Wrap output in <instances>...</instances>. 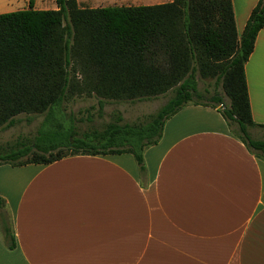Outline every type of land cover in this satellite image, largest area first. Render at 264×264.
I'll list each match as a JSON object with an SVG mask.
<instances>
[{
    "label": "crops",
    "instance_id": "crops-1",
    "mask_svg": "<svg viewBox=\"0 0 264 264\" xmlns=\"http://www.w3.org/2000/svg\"><path fill=\"white\" fill-rule=\"evenodd\" d=\"M257 1L231 0L239 37ZM244 72L252 119L264 125V27ZM143 159L144 185L128 153L0 165L15 240L7 248L0 231V264H264V161L215 108L184 106Z\"/></svg>",
    "mask_w": 264,
    "mask_h": 264
},
{
    "label": "trees",
    "instance_id": "trees-1",
    "mask_svg": "<svg viewBox=\"0 0 264 264\" xmlns=\"http://www.w3.org/2000/svg\"><path fill=\"white\" fill-rule=\"evenodd\" d=\"M56 9L0 13V128L18 116L43 115L33 137L0 144V165L49 164L69 155L131 154L144 185V150L155 145L164 123L192 103L215 108L232 135L264 161V139L254 123L244 72L258 32L264 0L252 8L240 37L231 0H172L140 6L79 7L55 0ZM213 80L208 102L200 81ZM221 90V91H220ZM173 95L156 112L124 122L115 112L100 128L79 132L65 104L95 95L108 100ZM59 116V120L58 117ZM0 231L15 246L12 222L0 197Z\"/></svg>",
    "mask_w": 264,
    "mask_h": 264
},
{
    "label": "rangeland",
    "instance_id": "rangeland-1",
    "mask_svg": "<svg viewBox=\"0 0 264 264\" xmlns=\"http://www.w3.org/2000/svg\"><path fill=\"white\" fill-rule=\"evenodd\" d=\"M112 1L101 2L103 3L101 5L102 7L121 5L112 4ZM34 2L38 4L35 9H56L55 0H34ZM79 4H81L79 7H87L89 3L79 0ZM4 7L5 10H2V13L26 9L28 8V0H9ZM198 88L203 97L201 99L191 98V100L208 102L214 91L213 80L200 81ZM172 95L173 93L169 92L165 95L144 100H108L104 102L102 111H99V99L95 95L82 96L65 104L64 111L67 115L71 114L73 116L77 130L82 132L91 127L100 128L104 123L112 119V115L115 112L122 114L124 122L136 121L144 115L156 112ZM17 118L18 121L13 126L0 128V144L13 141L19 136H28L30 138L35 136L43 120V115L22 114ZM57 118L59 120V116ZM253 137L264 139V129L254 130Z\"/></svg>",
    "mask_w": 264,
    "mask_h": 264
}]
</instances>
